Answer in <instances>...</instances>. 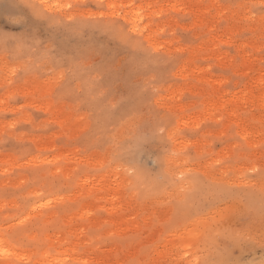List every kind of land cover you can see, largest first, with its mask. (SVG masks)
<instances>
[{
  "label": "rangeland",
  "instance_id": "374dc122",
  "mask_svg": "<svg viewBox=\"0 0 264 264\" xmlns=\"http://www.w3.org/2000/svg\"><path fill=\"white\" fill-rule=\"evenodd\" d=\"M0 264H264V0H0Z\"/></svg>",
  "mask_w": 264,
  "mask_h": 264
},
{
  "label": "bare ground",
  "instance_id": "6f19581e",
  "mask_svg": "<svg viewBox=\"0 0 264 264\" xmlns=\"http://www.w3.org/2000/svg\"><path fill=\"white\" fill-rule=\"evenodd\" d=\"M42 2H43V1H42ZM44 2H45V1H44ZM46 2H47V1H46ZM46 2H45V3H46ZM53 2H55V1H53ZM57 3H58V2H57ZM46 5H47V4H46ZM136 12H137V11H136ZM134 13H135V12H134ZM134 21H135V20H134Z\"/></svg>",
  "mask_w": 264,
  "mask_h": 264
}]
</instances>
